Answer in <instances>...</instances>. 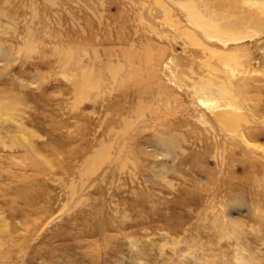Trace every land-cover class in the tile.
Returning a JSON list of instances; mask_svg holds the SVG:
<instances>
[{
	"label": "rangeland",
	"instance_id": "1",
	"mask_svg": "<svg viewBox=\"0 0 264 264\" xmlns=\"http://www.w3.org/2000/svg\"><path fill=\"white\" fill-rule=\"evenodd\" d=\"M187 15L170 0H0L15 58L0 60V264H264V154L250 146L264 150V25L247 31V55L229 54L240 61L219 59L250 72L234 91L258 132L243 144L198 91L218 68L204 48L222 44ZM68 50L103 88L75 91ZM159 135L173 155L152 145Z\"/></svg>",
	"mask_w": 264,
	"mask_h": 264
},
{
	"label": "bare ground",
	"instance_id": "2",
	"mask_svg": "<svg viewBox=\"0 0 264 264\" xmlns=\"http://www.w3.org/2000/svg\"><path fill=\"white\" fill-rule=\"evenodd\" d=\"M49 1L52 2L53 0H49ZM170 1L177 8H179L183 11H188L187 20L200 31L201 35L203 36V39L205 38L207 41H212V42L217 41L218 43L222 44L223 50H221V51H220V49H219V51H217L215 49L216 52H214L215 50H210V48H212V47H210V48L206 47L204 49H206V50L208 49L210 54H214L218 57V59H217L218 60V66H217L218 68H216V66H213V67H214V69L216 68L219 70L224 69V71H223L224 73L223 72L222 73L225 74L226 76L220 74L221 72L219 73V70L215 69V72L213 71L214 73L213 72L212 73L216 77H214V79H212V80L204 81V82H206L204 84L200 83L201 85H200L198 91L207 90L206 92L203 93V95L208 96L209 97L208 99H210V101L215 105V107H213L216 110V112L214 110L215 120H216V123H219L218 125H221V130L224 133H232V135H235V136H239L241 134L240 137H241V142L243 144H246L247 142L248 143L252 142L253 138H255V135L258 132L256 131V128L251 125L250 120H248V119L245 120L244 117H241V116L237 115V113H235V111H239L240 108L235 104V100H234V99H236L234 96V94H235L234 91H237V90L242 91V90L249 87V83H248L249 81H248L247 76L250 75L249 74L250 72L247 70V68L246 69L243 68L242 65H238V67H234V66L229 65V63L227 64L225 61L219 60V59H221L220 57H222V55H224V52L228 56H229V54L231 55L232 53H234V54L237 53V51H239V50H241V52L245 51L246 55L248 54L247 49L244 46V42H246L248 40L255 39V37L252 35L251 36L247 35V34H249V33H247V31L250 29H253L254 26H256V25H264V18H262V16H261L262 14L260 15V12L264 11V6L260 5V6H262V7H260L258 5H254V4L252 5L251 4V6L255 8L254 11L246 12L245 11L246 9L243 10V4H247L246 0H242V1H240V0L239 1L238 0H170ZM157 4H160V3H157ZM159 6H162V4ZM34 9L35 8H33V10ZM231 12H235V13L240 12V13H245L246 15L242 14V17L231 16ZM193 13H196L197 15L196 16L192 15ZM34 14H35V18H36L37 14L35 12H34ZM228 15H230V16H228ZM9 19L12 21L11 18H9ZM210 20L212 22H210ZM12 22H14V21H12ZM209 23L210 24L212 23L214 25L211 27V25H207ZM14 25H15V22H14ZM10 31L13 32L14 34H16V31H17L16 26L15 27L11 26ZM211 31H213V32L215 31L214 34L216 33L217 35H218L219 31H222V32L230 31L232 34L228 38H223L222 36H221L222 38H220L218 36H214L212 33H208ZM33 34L34 33L30 29V27L26 28V36L24 38L23 44H24L25 51H28L27 53H30L31 51H33L35 49V45H34V43H32L34 41L33 40V37H34ZM184 34H186V33H184ZM262 35H264L263 32H262ZM256 38H259V36ZM241 43L243 44V46H241L242 45ZM227 44H229L228 47H226ZM230 45H234V47H231ZM234 54H233V58H232V56H229V57H231L232 60L240 61V59H238L239 55H237L235 58ZM227 55H225V56H227ZM16 56H17V54H16ZM11 57H12L11 50H8L4 45H2L0 43V60L7 59V58L10 59ZM241 58H242V56H241ZM11 59L14 60L15 58H11ZM63 61H64L63 66L67 63H74V65H77L78 70L76 69V71L71 73V76H70V77L74 78V84H75L74 86L76 87V90H75L76 92H78L80 88L85 89L86 86H88V87L91 86V87L100 88V89L104 87L103 84L106 81L103 78V76L99 75L101 77H99L97 79L93 76V74L88 73L90 68L86 67L87 65L81 66L80 64L82 62L73 55L71 50L64 52ZM248 62H249V60H248ZM249 64H251V63H249ZM106 68H107V71L112 70V68H110V67H106ZM106 68H103L104 72H106L105 71ZM114 69H116V68L115 67L113 68V70L111 71V74L114 71ZM120 71H121V69L117 68L116 72L120 73ZM76 72H82V74H83L82 79H80V80H78L79 78L77 79V77H76L77 73ZM201 100H202V98H201ZM217 104H218V106H217ZM208 106H210V105H208ZM123 119H125V118H123ZM243 123H244V126L242 127ZM243 128L245 129V131ZM243 134L245 135V137L242 136ZM151 142L153 143L152 145L156 149H158L157 147L160 144L161 146H163L165 148L166 154L173 155L172 150L175 149L174 148L175 143H173V141H171L170 138H166L162 135H159L156 139H153V141H151ZM250 146L254 147V148H252V150L256 149V150L261 151L264 154L263 148H261L259 146H255L254 144H251ZM27 147L29 148V150L31 152L35 153L34 148L32 146L29 147V145H28ZM122 149H124V148H122ZM176 149H180V148L176 147ZM102 152H104V151H102ZM36 154H37V156L41 157L39 153L36 152ZM94 155H96V156H94V157L91 156V158H93V160L90 157L89 158L87 157L88 159H86L87 160L86 164H88V168L86 170H87L88 174L85 173V171H84V173L86 174V176L88 175V177H90L96 173L97 166L99 164H101V162H102V155H97V154H94ZM106 158L108 159V157H106ZM116 161L117 160H115V162ZM93 163H94V165L90 166V164H93ZM100 166H102V165H100ZM73 185L71 184L69 187V191H70L69 197L74 195V186ZM83 202L84 201H82V203Z\"/></svg>",
	"mask_w": 264,
	"mask_h": 264
}]
</instances>
